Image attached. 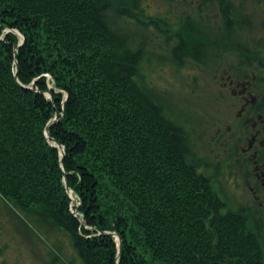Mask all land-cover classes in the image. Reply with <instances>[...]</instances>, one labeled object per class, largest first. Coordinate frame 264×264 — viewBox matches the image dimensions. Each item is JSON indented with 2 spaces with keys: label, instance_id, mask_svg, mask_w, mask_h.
I'll list each match as a JSON object with an SVG mask.
<instances>
[{
  "label": "trees",
  "instance_id": "16d2710c",
  "mask_svg": "<svg viewBox=\"0 0 264 264\" xmlns=\"http://www.w3.org/2000/svg\"><path fill=\"white\" fill-rule=\"evenodd\" d=\"M144 1L0 0V198L30 234L66 235L82 264H264L263 228L215 188L148 78L146 63L168 59L133 29L154 25L181 68L193 40L177 28L193 18L150 16ZM246 3L200 9L221 15L206 35L237 49L233 74L264 85V16ZM49 253L68 264L60 244Z\"/></svg>",
  "mask_w": 264,
  "mask_h": 264
},
{
  "label": "rangeland",
  "instance_id": "374dc122",
  "mask_svg": "<svg viewBox=\"0 0 264 264\" xmlns=\"http://www.w3.org/2000/svg\"><path fill=\"white\" fill-rule=\"evenodd\" d=\"M201 2L202 0H145L143 2L150 16L165 14L168 16L169 14L168 17L174 24L179 22V15L183 12L193 18V22L177 28L188 33L191 41L193 40L192 45H188V54L183 56L185 64L181 68L170 63V52L167 51V45L164 43V36L154 25L148 29L134 25L135 28L131 25L130 28L145 37L148 48L157 56L168 59L166 62L158 63L155 57L152 64L146 63L148 78L174 109L175 116L177 115L184 122L200 157L209 163L206 165L207 173L214 177L215 188L222 193V196L225 195L230 200L236 201L237 198L243 201L246 199V189L240 183L241 181L237 182L235 179L229 158L230 152L227 151L228 128L240 107V98L233 94L235 85L231 86L229 82L233 76L232 66L234 67L237 62L234 58L238 52L234 51L237 50L235 48L221 46L219 42L214 43L207 38L206 33H209V27L214 41L220 36L222 18L216 6L206 4L205 10L200 9ZM170 7L171 13H167ZM246 10L248 12L255 10L256 18L260 19L264 16V0H248ZM251 36L252 33L250 38ZM171 42V45H174L175 41ZM215 46L221 49L224 47L223 56L211 60ZM256 60L260 62V59ZM216 63L219 68H215ZM47 76L51 78L49 74ZM219 134L220 136L224 134L225 145L222 144V140H219ZM69 196L72 200L73 211H71L75 216H79L77 207L81 203L80 197L72 190H69ZM0 201L2 202L0 206V264H46L50 257L49 252L56 244L62 246L63 257L68 264H82L66 235L30 234L19 221L11 204H6L1 198ZM118 236L117 241L120 244L121 237L119 236V241Z\"/></svg>",
  "mask_w": 264,
  "mask_h": 264
},
{
  "label": "flooded vegetation",
  "instance_id": "af4514ba",
  "mask_svg": "<svg viewBox=\"0 0 264 264\" xmlns=\"http://www.w3.org/2000/svg\"><path fill=\"white\" fill-rule=\"evenodd\" d=\"M232 75L229 82L235 85L233 94L240 98V107L228 128L227 151L234 177L246 189V199L236 198L231 205L244 208L263 228L264 237V85L257 82L254 70L251 78ZM218 136L225 145L224 134Z\"/></svg>",
  "mask_w": 264,
  "mask_h": 264
},
{
  "label": "water",
  "instance_id": "95a60500",
  "mask_svg": "<svg viewBox=\"0 0 264 264\" xmlns=\"http://www.w3.org/2000/svg\"><path fill=\"white\" fill-rule=\"evenodd\" d=\"M49 130L47 129V134L49 133L48 132ZM62 149H63V146H62ZM118 236V235H117ZM119 237V236H118ZM119 241H120V237H119ZM121 245H122V243H121V241H120V244H119V247L121 248Z\"/></svg>",
  "mask_w": 264,
  "mask_h": 264
},
{
  "label": "built area",
  "instance_id": "2783aa9c",
  "mask_svg": "<svg viewBox=\"0 0 264 264\" xmlns=\"http://www.w3.org/2000/svg\"><path fill=\"white\" fill-rule=\"evenodd\" d=\"M73 211V209H71Z\"/></svg>",
  "mask_w": 264,
  "mask_h": 264
},
{
  "label": "bare ground",
  "instance_id": "6f19581e",
  "mask_svg": "<svg viewBox=\"0 0 264 264\" xmlns=\"http://www.w3.org/2000/svg\"><path fill=\"white\" fill-rule=\"evenodd\" d=\"M74 206V205H73Z\"/></svg>",
  "mask_w": 264,
  "mask_h": 264
}]
</instances>
